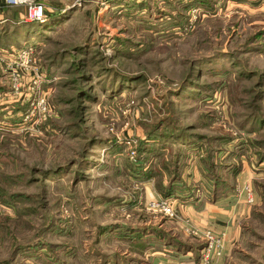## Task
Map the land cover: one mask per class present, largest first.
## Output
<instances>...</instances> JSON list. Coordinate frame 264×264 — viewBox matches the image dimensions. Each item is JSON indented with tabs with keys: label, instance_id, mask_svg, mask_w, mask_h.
<instances>
[{
	"label": "rangeland",
	"instance_id": "1",
	"mask_svg": "<svg viewBox=\"0 0 264 264\" xmlns=\"http://www.w3.org/2000/svg\"><path fill=\"white\" fill-rule=\"evenodd\" d=\"M64 5L0 25V264H150L219 187L251 207L219 264H264V0Z\"/></svg>",
	"mask_w": 264,
	"mask_h": 264
},
{
	"label": "crops",
	"instance_id": "2",
	"mask_svg": "<svg viewBox=\"0 0 264 264\" xmlns=\"http://www.w3.org/2000/svg\"><path fill=\"white\" fill-rule=\"evenodd\" d=\"M45 8V18L48 14L62 12L65 8V0H35ZM47 14V15H46ZM25 10L21 8H7L4 0H0V25L11 22L13 25L23 23ZM44 21V20H43ZM27 22V21H26ZM0 26V27H1ZM2 52V51H1ZM211 200V199H210ZM230 199L221 200H197L192 207H184L182 214L192 220L191 222L199 228H207L217 235L224 234V255L228 256L235 246L240 234L239 221L249 218L251 207L245 205V200L241 199V206L232 205ZM260 201L255 200V204ZM242 234V230H241ZM169 250V249H168ZM165 250L158 253V257H152L150 264H160L164 261L167 264H174L181 256H173ZM190 255V254H189ZM162 256V257H159ZM185 258V256H182Z\"/></svg>",
	"mask_w": 264,
	"mask_h": 264
},
{
	"label": "built area",
	"instance_id": "3",
	"mask_svg": "<svg viewBox=\"0 0 264 264\" xmlns=\"http://www.w3.org/2000/svg\"><path fill=\"white\" fill-rule=\"evenodd\" d=\"M73 7H82L87 0H70ZM7 8L25 9V20L28 22H42L45 18V8L42 4L35 0H4ZM29 55L21 54L18 65L21 69L29 65ZM42 103V102H41ZM46 110V108H44ZM252 198L248 196L247 203H252ZM176 200L174 199H160L149 204L147 210L156 214L165 216L168 219H178ZM184 232L194 239L201 241L204 244L199 264H219L223 259V241L216 237L210 229L200 230L187 222L184 227Z\"/></svg>",
	"mask_w": 264,
	"mask_h": 264
},
{
	"label": "trees",
	"instance_id": "4",
	"mask_svg": "<svg viewBox=\"0 0 264 264\" xmlns=\"http://www.w3.org/2000/svg\"><path fill=\"white\" fill-rule=\"evenodd\" d=\"M33 25H35L34 23H31V25H30V28L32 29L34 26ZM19 26L20 27H25V28H22L23 30H22V32H23V34L21 35V37H23L26 33H28V35L30 34L29 32H31L32 33V31H30L31 29H29V26H27V24H24L23 25V23H20L19 24ZM17 27V29H19L20 27ZM38 27V26H37ZM43 27V26H42ZM45 27H47L49 30L51 29V26H45ZM35 28V27H34ZM38 28H40L41 30H42V28L41 27H38ZM46 29V28H45ZM37 31V30H36ZM24 38V37H23ZM148 152V151H147ZM262 159H264V158H262ZM177 165H178V163L177 164H175L173 167H175L174 168V170H172V176L173 177H175L176 176V178L174 179V180H172V182H175L176 180H178V182H180V180H181V177H180V179H177V174H176V172H175V170H176V167H177ZM233 173H232V175L233 176H237L239 173H240V169H238V167L236 166L235 167V169H233V171H232ZM208 172H203V174L205 175V174H207ZM179 178V177H178ZM208 181V184L210 183H212V182H214L213 180H207ZM170 182V181H169ZM169 182H168V184H169ZM181 186V185H180ZM216 186H218V185H215L214 186V188L216 187ZM173 187H174V185H173V183H172V185H171V183L167 186V189H168V192L166 193H164V194H162L165 198L166 197H174L176 200L177 199H181V197H183L182 195H184V194H182V195H179V192H177V189L174 187V189H173ZM226 189H231V187H229L228 186V188H226ZM233 192V191H232ZM211 198V200H221V199H226V198H228L229 196H228V193L226 194L225 192H223V189L221 190V188L219 187L218 189H215V190H213V193H212V195L210 196ZM169 237V236H168ZM170 238H174V237H171L170 236ZM164 239V240H163ZM162 240L165 242V240H166V238L165 237H163L162 238ZM169 239L167 238V241H168ZM176 241V240H175ZM169 244H167V250L170 248V247H172V246H177V245H179V246H177V247H175V248H177V250H176V252L175 251H173V252H171L170 254L171 255H175V256H177V255H187V254H190L191 255V257L192 258H194V259H197V260H199L200 259V256H201V253H202V250H203V248H204V244L202 243V242H195L192 246H190V245H188L187 246V244H182V245H180V243H177V241L176 242H173V243H171L169 246H168ZM169 251V250H168Z\"/></svg>",
	"mask_w": 264,
	"mask_h": 264
}]
</instances>
